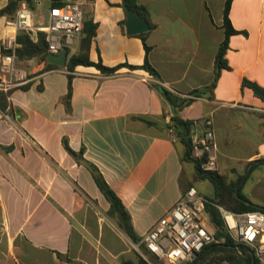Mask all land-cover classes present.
I'll use <instances>...</instances> for the list:
<instances>
[{"label": "crops", "instance_id": "1", "mask_svg": "<svg viewBox=\"0 0 264 264\" xmlns=\"http://www.w3.org/2000/svg\"><path fill=\"white\" fill-rule=\"evenodd\" d=\"M72 1L80 4L82 18L95 22L89 59L135 67L120 64L104 73L76 64L66 102L65 65L45 67V59L14 55L28 79L9 94L0 91V264L138 262L134 241L105 213L108 201L89 169L65 151L62 136L72 149L83 148V157L120 197L139 237L187 186L213 197L211 182L182 158L183 145L169 130L170 106L152 83L180 95L201 90L178 115L200 119L196 130L209 118L215 169L244 202L264 206V101L242 82L264 87V0L229 1L232 26L245 32L229 34L226 66L217 73L224 0H135L153 24L146 30L147 59L158 77L139 66L144 49L140 37L124 29L121 0ZM49 3L33 0L27 6L35 24L46 23ZM35 9L39 18L33 17ZM36 31H30L32 38ZM14 45L15 40H0L9 52ZM205 181L210 196L202 191ZM140 251L149 264L148 258L158 260L142 246Z\"/></svg>", "mask_w": 264, "mask_h": 264}, {"label": "trees", "instance_id": "2", "mask_svg": "<svg viewBox=\"0 0 264 264\" xmlns=\"http://www.w3.org/2000/svg\"><path fill=\"white\" fill-rule=\"evenodd\" d=\"M229 1L230 0H224L222 6L221 26L223 28V37L220 40L215 53V73H217L219 67L226 66L223 55L227 46L229 34L237 31L245 32L242 29L238 30L232 26L228 16ZM20 2H24L29 8H32L33 6V0H7V5L5 7H0V15H5L8 18L14 17L15 10L19 6ZM63 2L64 0H50L49 7L58 6ZM121 3L141 15L147 21L148 27L153 25L148 17V12L144 5L136 2L135 0H121ZM94 27L95 22L92 21L90 17H83L81 19L77 47L73 51L67 53L65 62V69H67V89L64 94L66 102L71 88L70 79L72 74L70 71H72L76 64L94 65L104 73L113 72L120 64H127L130 67H135V65L130 63L105 65L100 61L99 58L96 60L89 59L87 51L89 42L94 34ZM146 32L147 31L144 30L136 33L140 37L144 49V59L139 66L146 69L154 77H158L159 75L156 69L149 63L147 59V52L150 48V45L146 42ZM14 40L15 45L13 46L12 50L16 58L22 59L35 57L38 60L45 59V53L47 52V41L43 31L37 30L35 32V38H32L29 31L19 30ZM10 50V48L0 46V52H9ZM51 66L55 65L45 61V67ZM242 82L250 86L252 91L264 101V87L245 78H243ZM152 86L156 89L161 98L170 106L171 114L169 126H171L175 137L183 145L181 154L182 158L191 162L196 176L207 178L213 187V197H206L204 209L213 225V236L216 238V240L203 245L195 253L194 257L184 264H220L221 262H225L226 264H263L254 255L253 250L250 249L248 245L230 236L225 228L216 204H220L234 211H244L253 208H260L264 211V206L257 207L250 202H244L242 198L233 193L234 185L231 182L226 181L225 177L218 173L215 168L202 167V162L205 159V155L204 153H202L199 157L193 155L191 136L193 132L197 133L198 135L201 134L204 129V124L202 125V129L196 130L195 127L201 124L199 122L200 119L182 118L178 115V109L184 104L188 103L191 98L197 95L201 90L198 88H193L189 90L187 93L188 95H180L179 93L172 91L171 89L159 83H152ZM9 112H11V110ZM61 142L65 151L77 163H82L89 169L98 189L108 201V207L105 213L115 221L117 226L131 240H138L139 236L132 228L129 213L126 207L122 203L120 197L104 180L97 167L88 159L83 157V148L80 147L77 150L72 149L68 145L65 136H62ZM3 148L7 149L9 146H3ZM220 238L221 240H219ZM248 248L250 250L245 251ZM137 264L149 263L138 254Z\"/></svg>", "mask_w": 264, "mask_h": 264}, {"label": "built area", "instance_id": "3", "mask_svg": "<svg viewBox=\"0 0 264 264\" xmlns=\"http://www.w3.org/2000/svg\"><path fill=\"white\" fill-rule=\"evenodd\" d=\"M21 6L16 8L14 17L7 19L8 21L13 23L17 21L16 13ZM28 10L30 11L29 8ZM81 18L80 4L66 0L58 6L49 8L46 23L35 24L32 19V27L26 31H43L47 51L58 52L65 47L67 54L74 50L72 41L79 35ZM9 56L13 57L11 65L5 63V58ZM27 79V71L14 64L13 52H0V90L9 94L13 86ZM203 124L201 134L192 133V152L197 157L204 153L203 168H215V158L211 152L215 143L209 118H205ZM169 130L171 132V126ZM205 201L206 197L193 185L187 186L131 245L139 254L143 255L140 251L142 246L146 252L169 264L190 261L203 245L216 240L204 223ZM216 206L230 236L246 243L264 264V211L260 208L234 211L220 204Z\"/></svg>", "mask_w": 264, "mask_h": 264}, {"label": "clouds", "instance_id": "4", "mask_svg": "<svg viewBox=\"0 0 264 264\" xmlns=\"http://www.w3.org/2000/svg\"><path fill=\"white\" fill-rule=\"evenodd\" d=\"M7 0L0 3V7H5ZM17 21L15 23L7 20V16L0 17V40L11 39L14 40L19 30H26L32 27V14L28 10L27 5H22L21 9L17 11ZM13 57L5 58V63L11 65Z\"/></svg>", "mask_w": 264, "mask_h": 264}, {"label": "water", "instance_id": "5", "mask_svg": "<svg viewBox=\"0 0 264 264\" xmlns=\"http://www.w3.org/2000/svg\"><path fill=\"white\" fill-rule=\"evenodd\" d=\"M125 11L124 29L127 33H137L147 30V21L133 9L123 5ZM45 61L64 66L66 62V48L62 47L58 52L47 51L45 53Z\"/></svg>", "mask_w": 264, "mask_h": 264}, {"label": "rangeland", "instance_id": "6", "mask_svg": "<svg viewBox=\"0 0 264 264\" xmlns=\"http://www.w3.org/2000/svg\"><path fill=\"white\" fill-rule=\"evenodd\" d=\"M40 16V12L38 10H33V17L34 18H39ZM79 36V35H78ZM78 36L75 40L72 41V43H75L78 39ZM75 41V42H74ZM206 185H203V189L202 191L206 194V195H211V185H210V182L208 181H205ZM150 260V263L151 264H162V262H164L163 264H168L166 261H163L161 259H158L156 260L155 258L151 257V258H148Z\"/></svg>", "mask_w": 264, "mask_h": 264}]
</instances>
